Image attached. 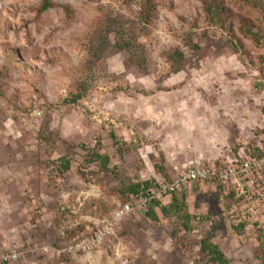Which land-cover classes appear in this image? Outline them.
<instances>
[{"label":"rangeland","instance_id":"374dc122","mask_svg":"<svg viewBox=\"0 0 264 264\" xmlns=\"http://www.w3.org/2000/svg\"><path fill=\"white\" fill-rule=\"evenodd\" d=\"M43 1L0 0V264H213L203 239L264 264L262 231L221 187L156 208L128 193L192 167L166 155L187 164L235 134L244 156L264 138V0ZM175 200L189 231L161 212Z\"/></svg>","mask_w":264,"mask_h":264},{"label":"built area","instance_id":"2783aa9c","mask_svg":"<svg viewBox=\"0 0 264 264\" xmlns=\"http://www.w3.org/2000/svg\"><path fill=\"white\" fill-rule=\"evenodd\" d=\"M196 183L218 185L242 205L245 216L251 224L262 231L264 239V138L256 142L245 155H238L223 164H199L189 167L172 182H160L142 198L149 205L153 201L162 202L166 198ZM127 205L116 215L129 213ZM107 231L103 230L78 244L81 250H90L101 243ZM20 255L7 256L5 261H16Z\"/></svg>","mask_w":264,"mask_h":264},{"label":"trees","instance_id":"16d2710c","mask_svg":"<svg viewBox=\"0 0 264 264\" xmlns=\"http://www.w3.org/2000/svg\"><path fill=\"white\" fill-rule=\"evenodd\" d=\"M53 5L54 4H53L52 0H44L41 7H40V11L45 12L48 9L52 8ZM205 8H207V13L209 15H211L216 22L215 18H216V15H218V14H217L215 9H212L213 6L206 4ZM153 10H154L153 7L150 5V9L147 11V14H146L147 19H149L151 17ZM146 21L148 22V20H146ZM86 92H87V90H85L83 93L75 96L73 98V100H70V102L73 104L77 103L79 100H81L84 97ZM94 155H95V161L101 162L104 168H106L108 166L109 161H110L108 156H104V155L99 154V153H96ZM70 169H71V162L69 160H66L63 163V172H68V171H70ZM150 189H152V186L150 185V183L145 182L144 184H138V185L130 186L128 188V193H130V195L134 198H141L142 199L147 195V192ZM175 194H173L172 196H174ZM230 198L233 199L234 198L233 195H231ZM150 205H153V208L160 207V203L156 202V201H153L152 203H150ZM185 209H186V205L184 203V200H182V201L175 200L173 202V204L169 207L162 206L161 212L166 217L175 216L181 221H187L188 219H187V214L185 212ZM150 217L155 219V220L157 219V216L154 213V211L152 212ZM184 227H185V230H188V231L191 230L190 226H189V221H187V224ZM201 251L210 258V260L213 264H230L229 259L222 252L220 247L218 245L212 243L210 241V239H203L202 240Z\"/></svg>","mask_w":264,"mask_h":264},{"label":"crops","instance_id":"0c3cea01","mask_svg":"<svg viewBox=\"0 0 264 264\" xmlns=\"http://www.w3.org/2000/svg\"><path fill=\"white\" fill-rule=\"evenodd\" d=\"M261 71H262V69H254V70L252 69L253 75H257V76L258 75L260 76ZM263 74H264V72H263ZM257 76L253 77L254 79H256L255 81L253 80L254 82H257V81L263 82L264 81V77L263 78L261 77L260 79H258ZM240 138H242V137H240L239 135H235V134H232V136H230V134H229V135H227V137H223V139L218 138V137L209 138L205 142V143H207L206 145H209V147L207 148V151L203 157H200V158L195 159V160L189 159L187 164L177 165V164H171L170 158L166 155V160H167L168 166H169V168L174 167L175 169H180L182 167H188L191 165H192V167L197 166L201 162H208L207 164H211L212 162H216L215 164H217V165L223 164L225 162L230 161L232 159L231 156L233 154H235V155L236 154L237 155L243 154L242 148H240L239 150H238V148L236 150H233V147H235V146L240 147L239 146L241 143ZM230 153H232L231 156H229ZM226 156L229 157L228 160H221Z\"/></svg>","mask_w":264,"mask_h":264}]
</instances>
